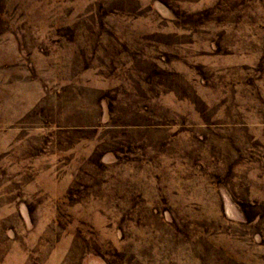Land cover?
Instances as JSON below:
<instances>
[{
  "label": "rangeland",
  "instance_id": "1",
  "mask_svg": "<svg viewBox=\"0 0 264 264\" xmlns=\"http://www.w3.org/2000/svg\"><path fill=\"white\" fill-rule=\"evenodd\" d=\"M0 264H264V0H0Z\"/></svg>",
  "mask_w": 264,
  "mask_h": 264
}]
</instances>
